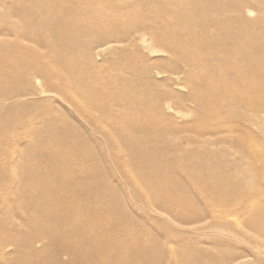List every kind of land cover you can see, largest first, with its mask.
<instances>
[{
  "label": "bare ground",
  "instance_id": "bare-ground-1",
  "mask_svg": "<svg viewBox=\"0 0 264 264\" xmlns=\"http://www.w3.org/2000/svg\"><path fill=\"white\" fill-rule=\"evenodd\" d=\"M76 1L0 0V193L11 196L0 201V216L5 215L0 219V257L19 264H109L117 256L120 264H136L127 248L116 246L114 237L102 238L99 230L119 224L110 219L109 210L130 212L128 206L113 202L115 195L127 198V191H136L133 197L148 204L150 196L138 193L142 188L137 184L128 189L114 184L103 155L109 153L123 175L128 160L140 164V159L152 158V150L135 149L143 141L172 148L169 145L179 143L189 129L159 127L154 114L136 102L148 98L159 109L172 107L165 93L142 88L153 86L152 75L163 61L125 56L121 65H127L121 68L133 77L112 85V75L98 57L129 45L175 53L165 68L172 84L184 69L201 64L197 75H206L213 86L200 84L201 90L192 95L196 111L209 114L223 107L227 116L224 157L218 160L221 180L204 186L200 196L180 197L187 205L167 218L163 228L166 234L178 233L181 239L187 234L190 239L183 246H143L147 261L141 264L263 263L264 0H92L84 4L94 5L95 12L117 4L122 10L108 19L69 25V13L82 11ZM251 10L254 18L248 15ZM69 29L76 34L71 36ZM75 38L85 45L78 55L71 54ZM84 83L89 87L83 88ZM68 86L74 90L67 91ZM36 87L49 97L67 98L80 123H61L56 111L43 109L19 116L18 110L39 106L30 100L37 96ZM79 95L89 101L79 102ZM133 109L140 110L139 120L128 118ZM21 127L24 130L18 131ZM217 127L193 128L200 133ZM8 131L12 135L7 136ZM192 136L186 134L188 145L211 158L210 138ZM18 158L25 163L19 164ZM82 159L89 170L78 175L75 164ZM203 164H186L188 177L202 179L213 172ZM140 174L144 179L152 176L149 168ZM160 175L155 196H170L184 186L167 173ZM197 186L193 184L195 190ZM86 194L93 200L84 199ZM123 222L138 224L130 218ZM16 236L22 237L20 247L5 254L6 247L16 246Z\"/></svg>",
  "mask_w": 264,
  "mask_h": 264
},
{
  "label": "rangeland",
  "instance_id": "rangeland-1",
  "mask_svg": "<svg viewBox=\"0 0 264 264\" xmlns=\"http://www.w3.org/2000/svg\"><path fill=\"white\" fill-rule=\"evenodd\" d=\"M27 2V1H23ZM92 0H82L76 1V5L82 8V11L69 13L68 16V24L69 25H80V22H86L87 24L90 23L95 18H109L114 13H119L122 10L121 4H117L114 9L111 7H106V10H101L95 12L93 10L94 5H89ZM89 3V4H84ZM86 5V6H84ZM248 15L251 18L256 16V12L251 10L248 12ZM77 16H82L83 19L76 20ZM113 25V24H111ZM117 25V24H115ZM121 25L119 24V27ZM73 29H69V33L71 36L76 34V32L72 31ZM77 42L74 44L71 54L78 55L85 47V45L79 44L77 38H75ZM139 54V55H138ZM173 52H149L146 49H141L139 46H122L113 51L105 52L104 56L98 57V62L104 65L107 68L106 73L112 75L111 83L113 86H120L126 83L129 78L133 77V73L128 71H123L121 67H126L127 64L121 65L124 61V57H133L135 59L136 56L141 57L142 61L145 62H154L161 60L163 61L162 65L158 66V69L153 73L152 79H154L153 86H148L146 88L142 87L143 90L146 92L153 90V92H163L165 96L169 99H172L171 105L172 107L159 109L155 102L151 99H143L136 101L137 104H143L145 106L146 112H150L151 115L154 114V123L157 121L159 127H170L169 130L174 131H182L185 129H189L186 134L193 135V138L197 137H209L210 143H212L213 148V155L211 158L202 156L201 153L197 152L195 147L188 145V138L186 134H183L179 143L176 145H169V147H160L155 146L152 147L150 143L147 141H143L139 147H136L138 153H146L148 151H153L152 158L149 159H140V164L136 163L133 164L131 161L128 160L126 166L124 167V173L120 172L119 169L116 168V163L111 161L110 155L108 153H104L105 161L107 162V170L106 172L109 175H113V183L117 184L118 187L121 189H128L129 184H137L139 188L142 189L138 191V193L144 194V197L150 196V203L147 202L141 203L137 200L136 197L133 195L136 194V191H127L128 196L124 198L122 195H115L112 200L114 203L119 205H126L128 206L130 212L126 213L125 210H119L116 212H112L109 210V214L111 215L110 219L118 220L119 224L116 226H111L109 228L103 227L99 230V234L102 238L104 236L107 237H114L116 240L113 242L116 246H124L127 248L126 252L129 253L131 256L132 261L134 263H143L147 261V251L144 247H148L150 244L151 247H155L159 242L163 243L166 246H176V245H185L190 239V236L185 234V239L180 238V234L178 233H171L168 231L163 232V228L168 224L167 220L171 217H174V213L179 210L183 209L187 204L183 201H180V197L186 196L189 197L191 195L200 196V194L205 193L204 186L209 185L210 183H214L216 180H221V173L219 171V163L218 160L224 157V148H223V141H225V121L227 116L225 115L223 107H218L216 109H212L209 114H198L197 113V106L195 103L192 102V95L197 94L201 90L200 84H207V88L212 87V82H208L206 75H197L201 73L203 66L201 64H196L192 67L187 68V70H183V72L179 75L178 83L172 84L167 81L169 78V72L165 70L166 65L168 62H171L170 59L174 57ZM137 58V57H136ZM131 63V62H129ZM158 70H160V73ZM137 72V71H134ZM193 74V76H192ZM1 83V82H0ZM90 83H84L83 88L89 87ZM33 89V87H32ZM146 89V90H145ZM35 93L37 96L30 98L31 101H37L38 107L36 109L31 110H18L20 112L19 116L24 114L32 115L33 113H41L43 110L48 111H56L59 122L63 123L66 120L70 123L78 124L81 121V118L75 115L73 109H70L69 100L64 97H57L51 95L49 97V92L41 93L38 91L37 87L34 88ZM74 89H71L70 86L67 87V91L72 92ZM152 92V91H150ZM180 95H184V97H180ZM79 102L85 103V101H89L88 98L79 95L77 97ZM174 105V106H173ZM140 110H132L128 113V118L133 120H139ZM211 125L217 127L215 130H205L204 132L197 133L194 131V126L196 125ZM144 126H149L147 120L143 121ZM24 130L23 127L18 128L19 130ZM12 131L6 132L7 136L12 135ZM10 134V135H9ZM196 135V137L194 136ZM178 145V147H177ZM67 146V145H66ZM171 149V150H170ZM179 149V150H178ZM76 155H74L73 161H76ZM19 164H24V158H18V161L21 160ZM132 159V157H131ZM70 158H67L66 162H70ZM164 161V163H162ZM168 161V162H167ZM171 161V162H170ZM203 164L205 167L213 172L208 174L206 177L202 179H195L193 177H188L189 171L186 168V164ZM156 167V168H155ZM152 176L148 179H144L140 172L142 169H148ZM75 169L78 175H85L84 173L89 170L84 164V160H80L77 164H75ZM7 174L12 175L11 169H7ZM160 173H167L169 176L173 177L174 179H180V183H182L181 187L176 189V192L171 193L170 196L162 195V196H155L154 188L160 184L161 182V175ZM193 180V184H197L196 190L193 188V184L191 183L190 179ZM127 181V182H126ZM86 200H93L92 196L86 194L83 196ZM11 199V196L6 193H0V201H8ZM156 206L161 208H155ZM108 214V215H109ZM5 215L1 214L0 219H4ZM127 218L131 220L137 221V225L132 227V225L124 224ZM168 218V219H167ZM109 219V220H110ZM11 228L17 231L15 225L10 226ZM135 232L138 235L133 238ZM15 237V236H14ZM140 239L141 245L138 243V239ZM159 239H158V238ZM22 237L16 236V246L11 245L5 248V254H13L15 251L18 250V246L22 243ZM105 239V238H104ZM19 242V243H18ZM112 243V246H113ZM39 245V243H38ZM236 243L234 242V246ZM144 246V247H143ZM20 247V246H19ZM39 247V246H38ZM137 249L136 253L131 255V252ZM9 251V252H8ZM7 252V253H6ZM0 257V261L2 264H19L14 259L7 257ZM66 258V256H64ZM122 258L124 259V255L122 254ZM126 258V257H125ZM22 259V258H20ZM24 260V259H23ZM8 262V263H7ZM12 262V263H10ZM109 264H120L121 257H112L108 260ZM30 264V263H29ZM46 264H50L47 262ZM168 264H173V262L168 261ZM253 264H264L261 262H256Z\"/></svg>",
  "mask_w": 264,
  "mask_h": 264
}]
</instances>
